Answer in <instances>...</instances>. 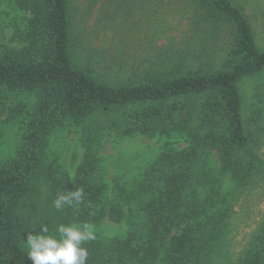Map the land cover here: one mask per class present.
Wrapping results in <instances>:
<instances>
[{
  "label": "trees",
  "instance_id": "1",
  "mask_svg": "<svg viewBox=\"0 0 264 264\" xmlns=\"http://www.w3.org/2000/svg\"><path fill=\"white\" fill-rule=\"evenodd\" d=\"M183 1L194 11V25L228 33L225 55L180 56L170 60L167 70L133 69L126 77L109 78L74 60L73 0H15L30 15L26 44L0 49V94L29 95L35 103L13 156L0 163V264H31L26 238L38 208L39 182L47 174L48 134L55 127L119 114L124 135L175 133L187 141L181 150L162 152L134 192L142 200L147 246L133 243L131 235L90 241L82 244L88 251L86 264H155L160 252L162 264H206L232 205L221 211L212 195L218 190L208 186L215 182L206 184L211 152L220 172L234 181V195L255 185L264 188V107L260 101L252 107L243 92L246 80L264 74V45L257 39L256 23L243 0ZM95 160L88 155L73 179L52 186L53 200L84 190L81 203L60 210V224L122 221L120 204L103 203L106 188ZM204 187L214 193H204ZM202 215L208 222L197 236L189 223ZM214 217L220 220L209 224ZM256 229L246 247L248 264H264V211Z\"/></svg>",
  "mask_w": 264,
  "mask_h": 264
},
{
  "label": "rangeland",
  "instance_id": "2",
  "mask_svg": "<svg viewBox=\"0 0 264 264\" xmlns=\"http://www.w3.org/2000/svg\"><path fill=\"white\" fill-rule=\"evenodd\" d=\"M243 3L256 23L253 26L257 39L264 45V0H243ZM71 12L74 60L78 66H87L102 77L123 78L133 69L167 70L180 56L221 58L229 42L225 31L212 32L207 26L194 25V11L183 0H73ZM29 16L15 0H0V49L18 50L26 44ZM162 62L164 66H160ZM243 92L252 107L259 101L264 107V74L246 80ZM34 103V97L29 95L0 94V163L13 156ZM124 127L122 116L111 114L95 116L83 125L50 130L44 158L47 174L39 182L38 208L27 235L40 233V225L45 224L49 226V234L59 239L55 230L63 213L55 209L54 200L50 199L52 186L73 179L77 168L88 155H93L96 174L106 188L103 203L120 204L124 217L119 223L105 218L91 224L95 234L92 241L121 240L131 235L133 243L147 246L142 200L134 192L144 183L146 171L151 170L162 152L181 150L187 141L175 133L153 137L124 135ZM206 165L210 179L206 184L214 181L215 186L212 183L208 186L218 190L212 194L217 207L223 211L232 204L206 264H248L246 247L264 211V188L255 185L243 194L234 195V181L220 172L215 152L208 155ZM207 188L204 187V193L207 190L206 194L214 193ZM219 220L220 217H214L209 224L215 225ZM207 222L208 217L202 215L189 225L198 236V230ZM72 224L76 223L72 221L67 226ZM160 257L161 252L155 257V264H162Z\"/></svg>",
  "mask_w": 264,
  "mask_h": 264
},
{
  "label": "clouds",
  "instance_id": "3",
  "mask_svg": "<svg viewBox=\"0 0 264 264\" xmlns=\"http://www.w3.org/2000/svg\"><path fill=\"white\" fill-rule=\"evenodd\" d=\"M83 196L84 190L77 188L67 194H59L53 206L57 211L65 206L73 207L74 202H82ZM55 231L59 239L49 234V226L45 224L40 225V233L27 235V257L31 264H86L88 251L82 244L95 239L93 226L90 223L60 224Z\"/></svg>",
  "mask_w": 264,
  "mask_h": 264
}]
</instances>
